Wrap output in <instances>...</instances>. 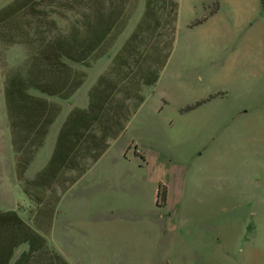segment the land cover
Listing matches in <instances>:
<instances>
[{
	"label": "trees",
	"instance_id": "trees-1",
	"mask_svg": "<svg viewBox=\"0 0 264 264\" xmlns=\"http://www.w3.org/2000/svg\"><path fill=\"white\" fill-rule=\"evenodd\" d=\"M260 6L264 13V0ZM177 17L175 0H10L0 7V70L15 177L34 206L32 224L15 210H0V264H70L45 237L57 205L123 133L145 90L157 82ZM13 46L23 51L10 64ZM102 58L108 62L87 89L86 105L70 108L48 159L25 177L61 114L54 99L69 100L84 84V69ZM157 201L164 203V191Z\"/></svg>",
	"mask_w": 264,
	"mask_h": 264
},
{
	"label": "rangeland",
	"instance_id": "rangeland-1",
	"mask_svg": "<svg viewBox=\"0 0 264 264\" xmlns=\"http://www.w3.org/2000/svg\"><path fill=\"white\" fill-rule=\"evenodd\" d=\"M8 1L0 0V7ZM131 30L130 24L122 38ZM120 43H117L113 52ZM22 51L21 47H11L8 62L15 64ZM107 62L106 58H102L91 68L84 69V84L69 100L54 99L61 106V114L51 126L44 146L37 151L25 177L31 178L44 165L59 125L71 107L86 105L87 89ZM195 79L199 88H209L202 74L195 76ZM2 81L0 70V210L15 209L32 224L34 206L23 194L15 177ZM162 97L168 99V106L163 103ZM175 101L174 93H164L157 87L148 103L135 115L130 130L111 147V153L118 152L122 147L126 149L127 137L135 131L137 134L147 133V138H155L153 145L165 144L161 148L170 163L183 162L182 155L191 156L183 168L186 174L182 192L174 201L177 210L174 213V208L171 209L177 229L159 237L157 246L150 249L149 259L164 258L172 262L177 259L174 262L178 264H264V96L261 102L248 108L246 119L239 120L245 122L247 128L246 146L227 151L175 150L170 145L172 141L169 134L177 127V113L170 112L168 108L175 106ZM235 122L231 120L223 123L217 130L218 134L232 129ZM145 143L152 145L150 141ZM102 166L101 163L93 167L80 182L62 195L54 214L52 230L45 235L47 241L71 264H94L98 239L110 238L104 235L105 226L112 223L143 224L154 217L152 213H146L152 207L150 200L127 196L125 185L127 182L130 185L133 178L129 175H121L123 178L106 176ZM125 169L131 170L132 163L126 164ZM141 236V232H135L132 237L138 240ZM115 238L119 240L122 237L116 235ZM170 240H174L171 246ZM121 250L126 251L125 248ZM139 250L136 247L129 248L128 254L147 257V249L143 252Z\"/></svg>",
	"mask_w": 264,
	"mask_h": 264
},
{
	"label": "crops",
	"instance_id": "crops-1",
	"mask_svg": "<svg viewBox=\"0 0 264 264\" xmlns=\"http://www.w3.org/2000/svg\"><path fill=\"white\" fill-rule=\"evenodd\" d=\"M175 1L178 4L175 40L157 82L145 90L143 102L123 133L73 184L80 182L93 167L102 163L106 176L123 178L129 175L133 178L130 185L128 182L125 185L127 196L132 199L146 198L152 203L146 213H152L154 217L143 224L112 223L105 226L104 235L110 238L98 239L94 264H178L174 262L176 258L173 262L164 258L151 261L149 253L151 247L157 246L159 237L177 229L171 209L174 208V213L177 210L174 201L182 192L186 174L183 168L191 156L182 155L183 162L170 163L161 148L165 144L153 145L155 138H147V133L137 134L135 131L127 137L126 149L122 147L118 152L111 153V147L130 130L135 115L148 103L157 87L164 93L175 94L176 105L168 108L170 112L177 113L178 122L169 137L172 141L170 145L179 152L227 151L246 146L247 128L240 119H246L248 108L261 102L264 96V13L260 0ZM214 3L216 8L213 10ZM196 20L201 21L192 25ZM198 74L207 79L209 88H199L195 79ZM161 100L166 106L170 104L166 97ZM199 100H205V103L180 112ZM231 120L236 121L235 126L218 134L221 125ZM149 141L152 145L145 143ZM129 163H132L131 170L125 169ZM159 191H164L163 204L157 201ZM162 209L164 212H159ZM135 232H141L143 236L133 240ZM116 235L122 238L117 240ZM172 241L170 246L174 244ZM132 247L140 248L139 252L147 249V257L128 254ZM123 248L125 252L121 250Z\"/></svg>",
	"mask_w": 264,
	"mask_h": 264
}]
</instances>
